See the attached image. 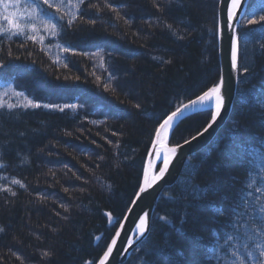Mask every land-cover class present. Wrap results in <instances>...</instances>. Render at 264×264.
Wrapping results in <instances>:
<instances>
[{
    "label": "trees",
    "instance_id": "trees-1",
    "mask_svg": "<svg viewBox=\"0 0 264 264\" xmlns=\"http://www.w3.org/2000/svg\"><path fill=\"white\" fill-rule=\"evenodd\" d=\"M88 2H99L102 10ZM103 2L86 0L85 19L55 38L42 32L43 44L0 35L6 65L0 69V177L6 178L0 187L16 192L0 191V264H97L142 182L155 127L181 102L219 82V0H156L159 11L153 0H109L129 24ZM262 9L264 0H249L237 30L239 80L228 119L164 189L148 236L124 264H230L229 252L212 249L231 225L217 219L208 202L223 203L226 193L241 203L246 191L264 188L262 161L239 147L258 148L264 136L258 109L264 102V22L248 25L245 19ZM93 19L96 24H89ZM57 44L89 55L64 53ZM9 86L41 105L78 107L9 110L7 103H24L14 92L2 95ZM210 113L182 119L170 144L201 130ZM13 178L25 187L12 184ZM253 179L257 183L247 189ZM163 215L170 218L167 225L159 220ZM213 231L219 235L211 237ZM236 242L242 245L243 236Z\"/></svg>",
    "mask_w": 264,
    "mask_h": 264
},
{
    "label": "snow or ice",
    "instance_id": "snow-or-ice-1",
    "mask_svg": "<svg viewBox=\"0 0 264 264\" xmlns=\"http://www.w3.org/2000/svg\"><path fill=\"white\" fill-rule=\"evenodd\" d=\"M168 3L171 4L172 0H168ZM85 4L86 0H34V2L33 0H0V35L7 36L9 40L14 36L23 35L28 40L43 44L45 35H41L42 32L47 36L55 38L60 36L61 31L65 27L72 28L77 21L82 22L85 18L81 14V7ZM87 6L89 8H95L97 12L102 10L99 2H88ZM153 6L157 8L158 11L162 8V5L157 3L156 0H153ZM241 7L242 0H230L227 7L228 27L233 31L231 37V67L233 70L238 69V53L241 38L239 33L233 28L232 22ZM103 8L115 13L117 19H124L125 24L130 23L128 19L121 17L119 9L113 6L109 0H104ZM245 19L248 25L264 22V9L261 10V14L246 16ZM57 21L64 23H58ZM88 23L95 25L96 21L94 19L88 20ZM165 27L171 29L172 25L166 24ZM180 38L182 39L183 37ZM56 47L64 53L89 55L88 53H80L71 47L60 44H57ZM259 47L264 50V43H261ZM92 55L99 56L100 53L97 52ZM102 59L103 57H101V60ZM57 62L59 61L57 60ZM170 62L171 61H165V63ZM5 67L6 65L0 61V69ZM65 67H67V65H65ZM243 72L247 73L249 69L244 67ZM77 79H79V77H77ZM97 79H99V77H97ZM224 85V78L221 77L218 83L203 90L200 94L196 95L195 98L189 99L187 103L181 102L176 106L174 111H171L158 123V126L154 129L153 139L151 141V147L154 149V153H150V155H154L156 161L160 162L158 171H153L154 165L150 160L143 171V182L138 186L139 191L136 194L138 198L141 194L147 193L154 185H157L158 182L165 179V176L170 171V166L177 156L178 149L183 147V145L180 144L169 146L170 133L174 129L176 120L186 111L203 112L208 108H212L213 110L210 113L211 119L207 122L206 126L203 127V130H197L196 135L192 136L191 140H184V144L188 145L198 137L203 136L213 127L224 108ZM9 92H14L17 97H22L24 100L23 105L7 103L6 107L9 110L22 106L24 108L44 107L62 112L66 108L76 109L78 107L76 104H65L63 106L56 104L41 105L29 99L23 92H16L11 86H9L2 95L6 96ZM4 107L5 103L0 102V109ZM134 107L140 109L141 105L136 104ZM258 109L264 114V102H258ZM113 135H116V133H113ZM257 144L259 146L258 148L247 147L243 144L239 147L246 153H251L259 157L262 161L260 173L264 174V152L259 150V148H264V136L257 141ZM189 159H191V157H189ZM248 162L251 163V161ZM0 167H4L3 163H0ZM0 179L6 178L0 177ZM11 183L19 185L21 188L25 187L24 183L19 179L13 178ZM256 183L257 181L253 179L252 182L247 185V189H252L253 185ZM0 191L11 192L13 196L16 195V192L10 187H0ZM65 191L67 192L68 189H65ZM194 194L199 195L201 200L205 199L204 195L197 193L195 188ZM249 198H251V200H249ZM208 203L210 204V211L217 219H222L231 225L226 234L220 237L222 243L220 239H218L217 247L213 248L212 252L216 253L218 249H224L226 252H229L232 257L230 264H248L249 260L252 261V264H264V188L257 186L254 188V192L246 191V196L242 199L241 203L232 201L227 197L226 193L223 197V203H218L217 200H212ZM61 207H63L66 212L68 211L67 207L64 205H61ZM57 215H59V213H57ZM107 215L109 217V222H111L113 219L111 213H107ZM169 219L167 215L159 216V220L163 221L164 225H167ZM117 223L119 222L117 221ZM120 228H123V224L120 225ZM149 230L148 213H144L139 217V223L135 225V232L137 233L136 239L144 237ZM0 231H3V228H0ZM120 234L119 230L115 233L111 243L107 245L103 255L98 259V264H108ZM218 235L216 231L210 233L211 237H217ZM241 235L244 240L242 245L236 242ZM97 239H99V237H97ZM127 243L129 247H131L134 243L133 238L129 237ZM201 243H204L203 238H201ZM204 246L206 247V245ZM241 247L244 250V254H241ZM256 253H258V256ZM159 254L166 255L163 249H161ZM45 255H47V253H45ZM87 264H92V262H87ZM168 264H173V261L169 259Z\"/></svg>",
    "mask_w": 264,
    "mask_h": 264
},
{
    "label": "water",
    "instance_id": "water-1",
    "mask_svg": "<svg viewBox=\"0 0 264 264\" xmlns=\"http://www.w3.org/2000/svg\"><path fill=\"white\" fill-rule=\"evenodd\" d=\"M248 2L249 0H242V7L238 10V14L232 22L233 28L236 30V32L246 12ZM229 3L230 0H219L218 8V49L220 58V78L223 77L225 81L223 88V93L225 95V105L221 111V115L218 117L213 127L209 129V131L203 136L198 137L188 145H185L184 143L180 144L183 145V147L178 149L177 156L174 159L173 164L170 166V171L165 176L164 180L158 182L157 185H154L153 188L147 193L141 194L139 198L137 195L134 197L133 204L130 206L129 210L126 212L123 220L120 223V225L123 224V228L121 229L119 225L117 229V231L119 230L121 234L119 238H117V244L113 250L112 256L109 258L108 264H123L126 260H128L135 247L148 236L150 230L144 237L136 239L137 233L135 232V225L139 223V217L144 213H148L149 225L151 229L155 208L164 189L176 183L182 173V170L184 169L188 157L191 155L190 153H192L194 150L197 151L201 149V147L207 145L215 137L218 130L224 125L232 111L238 88L240 50L238 53V69L233 70L231 67V37L233 31L228 27L229 22L227 16V7ZM206 110L213 109L208 108ZM195 113H199V111H186L182 116H180V118ZM169 146L172 145L169 143ZM150 153H154V149H152V147L148 153L144 169L151 160L154 165L153 171H156V166L160 162L156 161L154 155H150ZM129 237H132L134 240V243L131 247H129L127 243Z\"/></svg>",
    "mask_w": 264,
    "mask_h": 264
},
{
    "label": "bare ground",
    "instance_id": "bare-ground-1",
    "mask_svg": "<svg viewBox=\"0 0 264 264\" xmlns=\"http://www.w3.org/2000/svg\"><path fill=\"white\" fill-rule=\"evenodd\" d=\"M217 39H218V33H217ZM239 50H240V49H239ZM187 102H188V101H187ZM187 102H185V103H187ZM191 115H192V114H191ZM187 116H189V115L183 116V117H181V118L179 117V118L176 120L174 127H175V126H176V125H177L182 119L186 118ZM210 119H211V117H210ZM210 119H209V120H210ZM227 119H228V118H227ZM205 126H206V125H205ZM202 130H203V128L201 129V131H202ZM219 130H220V129H219ZM219 130H218V131H219ZM194 135H196V133H195ZM194 135H192V136H194ZM192 136H190V137L187 138V139H191ZM215 136H216V135H215ZM213 139H214V138H213ZM213 139H212V140H213ZM212 140H211V141H212ZM211 141H210L208 144H210ZM181 143H184V141H182ZM181 143H178V144H181ZM208 144H207V145H208ZM174 145H175V144H174ZM207 145L201 147V149H203V148L206 147ZM150 149H151V147H150ZM201 149H199V150H201ZM199 150H197V151H199ZM197 151L194 150V151H192V153H190V154L192 155V154L196 153ZM190 154H189V155H190ZM189 155H188V156H189ZM191 155H190V156H191ZM190 156H189V157H190ZM184 167H185V166H184ZM183 170H184V169H183ZM183 170H182V172H183ZM137 192H138V191H137ZM137 192H136V194H137ZM136 194H135V196H136ZM133 200H134V199H133ZM133 200H132V202L130 203V206L133 204ZM130 206H129V208H130ZM129 208H128V210H129ZM128 210H127V211H128ZM127 211H126V212H127ZM119 225H120V224H119ZM118 227H119V226H118ZM117 229H118V228H117ZM116 231H117V230H116ZM135 248H136V247H135ZM133 251H134V250H133ZM132 253H133V252H132ZM131 255H132V254H131ZM131 255H130V257H131ZM130 257H129V258H130ZM129 258H128V259H129ZM126 261H127V260H126ZM126 261H125L124 263H126ZM124 263H123V264H124ZM97 264H98V263H97Z\"/></svg>",
    "mask_w": 264,
    "mask_h": 264
},
{
    "label": "rangeland",
    "instance_id": "rangeland-1",
    "mask_svg": "<svg viewBox=\"0 0 264 264\" xmlns=\"http://www.w3.org/2000/svg\"><path fill=\"white\" fill-rule=\"evenodd\" d=\"M218 21H219V19H218ZM218 53H219V49H218ZM219 60H220V58H219ZM169 141H170V139H169ZM189 158V157H188ZM188 160V159H187ZM187 162V161H186ZM185 165H186V163H185ZM123 220V219H122Z\"/></svg>",
    "mask_w": 264,
    "mask_h": 264
}]
</instances>
